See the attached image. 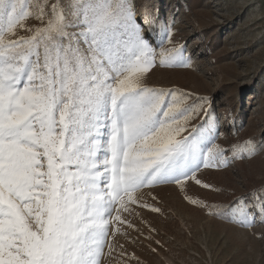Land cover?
Returning <instances> with one entry per match:
<instances>
[{
  "label": "snow or ice",
  "instance_id": "1",
  "mask_svg": "<svg viewBox=\"0 0 264 264\" xmlns=\"http://www.w3.org/2000/svg\"><path fill=\"white\" fill-rule=\"evenodd\" d=\"M30 16L41 26L16 36ZM172 24L134 0H0V264H105L114 224L133 226L123 213L160 211L144 189L200 185L202 169L264 151L249 140L226 155L207 98L148 85L190 64ZM220 207L264 222V196Z\"/></svg>",
  "mask_w": 264,
  "mask_h": 264
},
{
  "label": "rangeland",
  "instance_id": "2",
  "mask_svg": "<svg viewBox=\"0 0 264 264\" xmlns=\"http://www.w3.org/2000/svg\"><path fill=\"white\" fill-rule=\"evenodd\" d=\"M134 2L138 17L174 21L173 42L185 46L190 57L186 67L155 68L148 85L207 98L209 118L220 132L216 144L226 155L245 141L264 144V0ZM144 2L154 8L149 14ZM23 24L16 36L41 26L34 16ZM197 175L200 185L189 180L183 189H144L142 199L160 211L134 205L123 213L133 226L114 224L120 231L105 264H264V222L257 217L251 227H243L214 214L220 204L264 196V151Z\"/></svg>",
  "mask_w": 264,
  "mask_h": 264
},
{
  "label": "bare ground",
  "instance_id": "3",
  "mask_svg": "<svg viewBox=\"0 0 264 264\" xmlns=\"http://www.w3.org/2000/svg\"><path fill=\"white\" fill-rule=\"evenodd\" d=\"M143 7H144V12L145 13H147V14H149L150 12H152V10L154 9H152V8H150V6L148 5V2H144L143 3Z\"/></svg>",
  "mask_w": 264,
  "mask_h": 264
},
{
  "label": "trees",
  "instance_id": "4",
  "mask_svg": "<svg viewBox=\"0 0 264 264\" xmlns=\"http://www.w3.org/2000/svg\"><path fill=\"white\" fill-rule=\"evenodd\" d=\"M233 202H230V203H226V204H220V205H218V209H219V211L221 210V207L220 206H224V205H230V204H232Z\"/></svg>",
  "mask_w": 264,
  "mask_h": 264
}]
</instances>
